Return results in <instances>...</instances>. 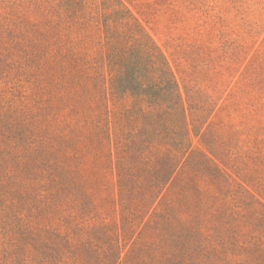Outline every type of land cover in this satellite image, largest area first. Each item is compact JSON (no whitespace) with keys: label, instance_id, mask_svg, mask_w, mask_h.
Instances as JSON below:
<instances>
[{"label":"rangeland","instance_id":"1","mask_svg":"<svg viewBox=\"0 0 264 264\" xmlns=\"http://www.w3.org/2000/svg\"><path fill=\"white\" fill-rule=\"evenodd\" d=\"M123 1L166 53L192 123L186 147L193 154L160 194L161 212L203 227L202 239L217 250L210 259L264 263V0ZM29 44L12 53L0 45V107L6 108L0 111V246L27 220L37 227L63 223L58 212L68 210L98 226L124 228L131 217L121 204L116 149L92 123L93 86L58 63L36 77L26 61ZM44 154L70 170L63 173L66 198L52 207L38 190L53 170L36 162ZM157 168L149 164L141 179ZM156 219L139 224L143 241L169 250Z\"/></svg>","mask_w":264,"mask_h":264},{"label":"trees","instance_id":"2","mask_svg":"<svg viewBox=\"0 0 264 264\" xmlns=\"http://www.w3.org/2000/svg\"><path fill=\"white\" fill-rule=\"evenodd\" d=\"M8 28L14 29L11 37ZM28 40L31 54L26 61L33 75L41 77L44 67L58 63L63 72L74 71L81 82L84 77L93 86L98 110L92 123L116 149L121 204L124 209L128 204L131 218L124 228L111 229L77 217L74 210L58 212L63 223L50 220L44 227L12 215L26 223L0 246V264H224L210 259L217 250L202 239L203 227L160 210V194L193 154L186 147L192 123L166 53L129 6L123 0H0V45L12 53ZM16 67L21 70V63ZM41 157L36 162L53 170L48 182L40 181L39 196L52 207L66 198L63 190L70 187L63 173L69 176L70 170L64 171L58 158ZM151 163L158 164L157 170L142 180ZM155 218L154 225H163L160 232L169 250H158L159 241H143L144 226L139 224Z\"/></svg>","mask_w":264,"mask_h":264}]
</instances>
